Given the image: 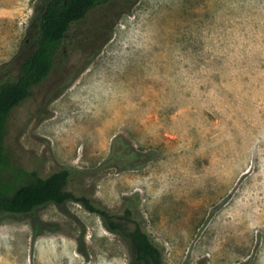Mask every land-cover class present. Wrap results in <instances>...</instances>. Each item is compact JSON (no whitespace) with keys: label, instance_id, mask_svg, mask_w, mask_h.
Wrapping results in <instances>:
<instances>
[{"label":"rangeland","instance_id":"obj_1","mask_svg":"<svg viewBox=\"0 0 264 264\" xmlns=\"http://www.w3.org/2000/svg\"><path fill=\"white\" fill-rule=\"evenodd\" d=\"M46 1L0 0V81L19 77ZM131 1L73 25L78 54L9 119L5 176L68 168L67 188L115 215L135 197L164 264H264V0ZM117 136L146 162H110ZM0 264L144 263L68 202L0 213Z\"/></svg>","mask_w":264,"mask_h":264},{"label":"trees","instance_id":"obj_2","mask_svg":"<svg viewBox=\"0 0 264 264\" xmlns=\"http://www.w3.org/2000/svg\"><path fill=\"white\" fill-rule=\"evenodd\" d=\"M114 1L116 0H47L38 14L35 26H31L26 34L25 43H33L35 48L22 61L19 77L15 81H0V213L31 215L36 209L50 203L64 205L76 202L89 212L101 216L108 230L127 239L137 262L164 264L161 249L139 224L135 197L126 200L123 214L115 215L88 196L77 195L69 190L67 187L72 172L68 168L48 177L20 171L16 181H10L5 176L12 169L5 138L13 111L51 76L60 55L78 54L75 45L71 47L68 44L69 50L66 51V41L73 25L85 20L98 6ZM129 146L122 136H117L109 161L120 165L133 156L141 157L146 162L148 156L145 153L130 149ZM38 230L39 225L36 227V231Z\"/></svg>","mask_w":264,"mask_h":264}]
</instances>
